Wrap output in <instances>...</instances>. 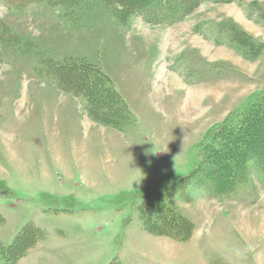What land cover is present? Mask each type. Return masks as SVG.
Segmentation results:
<instances>
[{"label": "rangeland", "instance_id": "obj_1", "mask_svg": "<svg viewBox=\"0 0 264 264\" xmlns=\"http://www.w3.org/2000/svg\"><path fill=\"white\" fill-rule=\"evenodd\" d=\"M59 1L0 0V242L41 231L18 264H264L255 167L231 198L193 186L175 197L197 233L180 247L149 235L141 215L192 173L208 131L264 97V0L200 2L168 25L140 0ZM44 55L95 64L133 122L93 121L86 100L37 70Z\"/></svg>", "mask_w": 264, "mask_h": 264}, {"label": "trees", "instance_id": "obj_2", "mask_svg": "<svg viewBox=\"0 0 264 264\" xmlns=\"http://www.w3.org/2000/svg\"><path fill=\"white\" fill-rule=\"evenodd\" d=\"M3 1L8 7L33 2ZM114 1L117 2L110 4L112 9L120 6L118 0ZM140 1L139 6L145 18L168 25L184 19L200 2L225 3L233 0ZM52 2L58 5L61 1ZM74 3L77 4L78 0ZM137 9L139 8L134 10ZM1 30L3 22L0 20ZM251 58H254L253 55ZM41 65L37 70L59 89L86 100L88 114L96 123L123 131L135 119L111 78L87 59L67 57L54 60L45 56ZM207 134L205 143L200 146V161L192 173L188 177L175 179L170 186L161 190L156 200L147 201L141 207L142 212L144 211L141 212L143 226L149 235L167 237L180 243L188 242L196 227L175 210V197L188 198L187 189H192L193 186L206 190L211 197L231 198L247 182V174L252 172L253 167L264 174V97L256 98L244 110L232 113ZM3 222L4 218L0 214V225ZM40 238L41 231L28 225L18 234L12 245L5 246L0 242V264H18Z\"/></svg>", "mask_w": 264, "mask_h": 264}, {"label": "crops", "instance_id": "obj_3", "mask_svg": "<svg viewBox=\"0 0 264 264\" xmlns=\"http://www.w3.org/2000/svg\"><path fill=\"white\" fill-rule=\"evenodd\" d=\"M198 232V231H197ZM236 232H238V233H240L239 232V229L236 231ZM197 234V233H196ZM196 234L194 235V237L192 238V240H194V239H196ZM159 238H164V239H166V240H164V241H172V242H174L176 245H175V248H177L176 246H178V247H180L182 244H184V243H180V242H176V241H174V240H172V239H170V238H167V237H159ZM198 238V237H197ZM200 238V237H199ZM191 240V241H192ZM203 264H207V263H203Z\"/></svg>", "mask_w": 264, "mask_h": 264}, {"label": "clouds", "instance_id": "obj_4", "mask_svg": "<svg viewBox=\"0 0 264 264\" xmlns=\"http://www.w3.org/2000/svg\"><path fill=\"white\" fill-rule=\"evenodd\" d=\"M161 153H163V152H161ZM175 159V158H174Z\"/></svg>", "mask_w": 264, "mask_h": 264}]
</instances>
